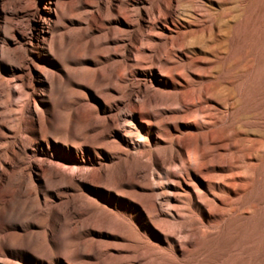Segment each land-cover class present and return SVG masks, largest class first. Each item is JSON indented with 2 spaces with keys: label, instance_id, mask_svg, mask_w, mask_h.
<instances>
[{
  "label": "rangeland",
  "instance_id": "rangeland-1",
  "mask_svg": "<svg viewBox=\"0 0 264 264\" xmlns=\"http://www.w3.org/2000/svg\"><path fill=\"white\" fill-rule=\"evenodd\" d=\"M0 264H264V0H0Z\"/></svg>",
  "mask_w": 264,
  "mask_h": 264
}]
</instances>
